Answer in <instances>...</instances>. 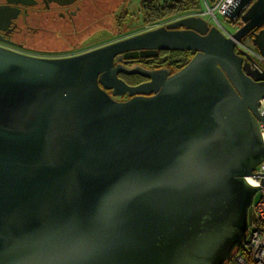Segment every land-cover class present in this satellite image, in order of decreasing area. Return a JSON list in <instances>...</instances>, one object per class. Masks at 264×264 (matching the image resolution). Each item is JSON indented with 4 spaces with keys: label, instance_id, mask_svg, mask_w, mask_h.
<instances>
[{
    "label": "water",
    "instance_id": "water-1",
    "mask_svg": "<svg viewBox=\"0 0 264 264\" xmlns=\"http://www.w3.org/2000/svg\"><path fill=\"white\" fill-rule=\"evenodd\" d=\"M225 17L231 37L190 15L71 57L0 47V264L231 259L264 160V70L235 48L252 32L264 58V0ZM160 51L196 54L174 74L116 64Z\"/></svg>",
    "mask_w": 264,
    "mask_h": 264
},
{
    "label": "flooded vegetation",
    "instance_id": "flooded-vegetation-1",
    "mask_svg": "<svg viewBox=\"0 0 264 264\" xmlns=\"http://www.w3.org/2000/svg\"><path fill=\"white\" fill-rule=\"evenodd\" d=\"M144 1L145 0H140V20L138 21L142 22L145 27L149 26V28L134 35L121 36L114 41L104 42L84 49H75L70 47L75 40V36L79 37L80 35L88 33L86 39H89L96 31L99 32L100 30H103L102 33L113 32L112 30L109 31L107 28L109 24V19L107 18H109V14L111 13L106 10H108L110 6H114V0H0V47L28 56L40 58H65L96 50L132 36L167 26L178 19L190 16L169 17L164 21L147 24L144 19L142 8ZM117 5V9L124 11L127 8V5H129V2L127 0H122L120 4L118 3ZM128 20L126 14H122L118 19V23L120 22L118 28L126 24ZM89 21H93V23H88ZM232 23L236 26L235 32L244 25L241 19H236L235 21H232ZM94 25L98 26V29L92 31L91 28ZM181 29L183 28H180L179 30ZM262 29H264V25L259 29H256V32H259ZM88 31H90V33ZM234 33H231V35ZM49 37L53 38V40L55 38H60L64 41L59 44L60 47L58 48H37V42ZM252 39L253 35L252 32H250L241 42L249 46L251 53L248 54L264 70V62L259 59V51L253 45ZM235 51L236 54L241 55V52L244 50L236 44ZM177 52L186 54L189 61L196 54L192 51H160L157 56L149 58H123L122 60H119L117 57L116 64H124L128 70L136 66L148 70L168 69L171 74H174L180 70H176L172 64L173 54H176ZM244 61H246L245 57ZM118 76L129 86H138L148 82V79L138 75L120 73ZM108 94L112 96V91H108ZM113 98L119 102L130 99V97L127 96Z\"/></svg>",
    "mask_w": 264,
    "mask_h": 264
},
{
    "label": "rangeland",
    "instance_id": "rangeland-1",
    "mask_svg": "<svg viewBox=\"0 0 264 264\" xmlns=\"http://www.w3.org/2000/svg\"><path fill=\"white\" fill-rule=\"evenodd\" d=\"M115 4L113 7H109L108 10L111 14H109L108 22V29L109 31L112 30V33L104 32L103 30H100L99 32H95L89 39L87 38V34L75 36V40L73 41V44L70 45V47L73 48H88L91 46H95L97 44H101L104 42L114 41L118 39L121 36L126 35H134L137 33H140L144 31L145 29L149 28L145 27L142 22L138 21L140 20V11H139V4L140 0H127L129 2V5H127V8L123 11L120 9H117V4L122 0H114ZM126 1V0H125ZM219 0H201L202 3V11L200 13L190 14V15H202L205 19H207L210 24L217 25L219 28L224 29L228 33H234L236 30V26L232 23V21L228 20L226 17L216 14V19L212 17V15L208 14V8L207 5L210 7L215 6L218 3ZM216 2V3H214ZM115 9V10H114ZM114 10V11H113ZM113 12V13H112ZM114 14V15H113ZM122 14H126L127 18L129 19L128 22L124 25H122L120 28H118V25H120V22L118 23V19L122 16ZM120 16V17H119ZM107 22V21H105ZM88 23H93V21H89ZM112 23V24H111ZM98 29V26L94 25L92 26L91 30ZM90 33V31H88ZM64 40L60 38H45V40H41L37 42V48H45V49H52V48H58L60 47L59 44H61ZM259 194L256 197V200L259 199ZM255 220V214L252 208L249 210V224L253 223Z\"/></svg>",
    "mask_w": 264,
    "mask_h": 264
},
{
    "label": "built area",
    "instance_id": "built-area-1",
    "mask_svg": "<svg viewBox=\"0 0 264 264\" xmlns=\"http://www.w3.org/2000/svg\"><path fill=\"white\" fill-rule=\"evenodd\" d=\"M236 0H219L218 3L210 7L207 5L208 14L212 15L216 19V14L226 16V13L235 5ZM217 20V19H216ZM221 29V28H220ZM225 35L231 37V34L221 29ZM236 44L245 52L251 53L249 46L242 42H236ZM259 59L264 62V58L259 55ZM259 115L262 117V121L259 122L261 136L264 144V98L259 101L257 108ZM264 179V160L257 166L254 171V175L248 180L252 182L251 185L259 187V191L256 193L251 208L255 214V220L249 224L248 231L245 240L242 245L238 247L231 259L225 264H264V185L262 181ZM259 199L256 200L257 195Z\"/></svg>",
    "mask_w": 264,
    "mask_h": 264
},
{
    "label": "trees",
    "instance_id": "trees-1",
    "mask_svg": "<svg viewBox=\"0 0 264 264\" xmlns=\"http://www.w3.org/2000/svg\"><path fill=\"white\" fill-rule=\"evenodd\" d=\"M142 8L145 22L152 24L164 21L169 17L200 13L202 3L201 0H145ZM188 61V56L182 52L173 54L172 64L176 70L182 69Z\"/></svg>",
    "mask_w": 264,
    "mask_h": 264
},
{
    "label": "bare ground",
    "instance_id": "bare-ground-1",
    "mask_svg": "<svg viewBox=\"0 0 264 264\" xmlns=\"http://www.w3.org/2000/svg\"><path fill=\"white\" fill-rule=\"evenodd\" d=\"M248 182H249L250 184H252V182H251L250 180H248Z\"/></svg>",
    "mask_w": 264,
    "mask_h": 264
}]
</instances>
